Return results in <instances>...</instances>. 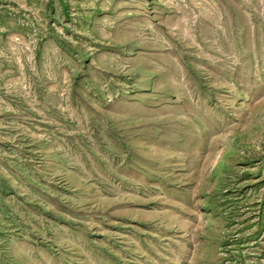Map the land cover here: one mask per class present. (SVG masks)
I'll list each match as a JSON object with an SVG mask.
<instances>
[{
    "label": "rangeland",
    "instance_id": "374dc122",
    "mask_svg": "<svg viewBox=\"0 0 264 264\" xmlns=\"http://www.w3.org/2000/svg\"><path fill=\"white\" fill-rule=\"evenodd\" d=\"M0 264H264V0H0Z\"/></svg>",
    "mask_w": 264,
    "mask_h": 264
}]
</instances>
